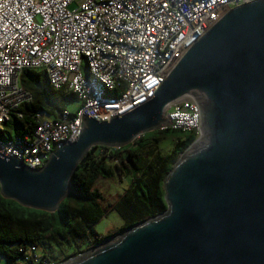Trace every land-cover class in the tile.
I'll return each instance as SVG.
<instances>
[{"label":"water","instance_id":"95a60500","mask_svg":"<svg viewBox=\"0 0 264 264\" xmlns=\"http://www.w3.org/2000/svg\"><path fill=\"white\" fill-rule=\"evenodd\" d=\"M153 97L121 116L81 113L78 136L32 169L0 152V194L54 212L95 146L161 129L181 98L200 128L163 180L166 209L59 264H264V0L227 11L183 54Z\"/></svg>","mask_w":264,"mask_h":264},{"label":"built area","instance_id":"2783aa9c","mask_svg":"<svg viewBox=\"0 0 264 264\" xmlns=\"http://www.w3.org/2000/svg\"><path fill=\"white\" fill-rule=\"evenodd\" d=\"M250 1L0 0V130L31 101L18 82L23 70L43 71L53 89H65L81 104L53 119L35 112L33 133L0 139V152L41 168L52 151L78 136L81 113L101 122L145 103L202 34ZM165 117L163 128L199 131V108L190 98L172 103ZM18 264L55 262L31 246Z\"/></svg>","mask_w":264,"mask_h":264},{"label":"trees","instance_id":"16d2710c","mask_svg":"<svg viewBox=\"0 0 264 264\" xmlns=\"http://www.w3.org/2000/svg\"><path fill=\"white\" fill-rule=\"evenodd\" d=\"M19 85L29 91L31 101L19 107L22 116L10 114L0 130V139L31 135L36 125L34 113L53 119L76 96L65 89H53L43 71L23 70ZM198 136L195 131L170 127L144 133L120 148L95 146L79 163L70 180V191L54 212L24 207L0 194V256L10 264L20 263L31 246L53 242L71 247L61 257L42 253L59 264L104 239L166 209L163 180L180 153ZM163 137L174 140L167 153L158 148ZM117 172L131 183L112 204L110 211L122 220L114 231L100 235L94 225L105 215L103 196L94 188L96 178H112Z\"/></svg>","mask_w":264,"mask_h":264},{"label":"rangeland","instance_id":"374dc122","mask_svg":"<svg viewBox=\"0 0 264 264\" xmlns=\"http://www.w3.org/2000/svg\"><path fill=\"white\" fill-rule=\"evenodd\" d=\"M82 70H85L86 62L84 57H81ZM113 92H110L112 95ZM80 101L74 100L65 105V109L69 112H75L78 107H80ZM47 118V116H46ZM148 133V132H146ZM150 134V131H149ZM197 134H199L197 132ZM174 140L170 137H163L158 141V148L162 153H167L173 145ZM131 179L128 176L123 175L120 172H117L112 178H103L98 177L95 180L94 188L98 189L101 192L102 206L105 210L104 217L97 222L94 227L97 233L100 235L108 234L115 229L119 228L122 224V220L114 211H110L112 204L122 195L124 190L130 185ZM71 250V247H65L57 245L53 242H46L42 246H38L36 253L41 255L42 253L52 254L56 257H61L64 254H67ZM0 264H10L2 256H0Z\"/></svg>","mask_w":264,"mask_h":264}]
</instances>
